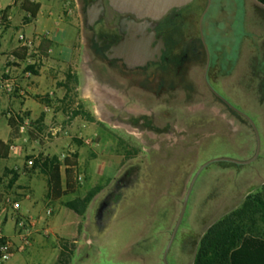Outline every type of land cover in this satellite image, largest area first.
Wrapping results in <instances>:
<instances>
[{
	"label": "rangeland",
	"instance_id": "1",
	"mask_svg": "<svg viewBox=\"0 0 264 264\" xmlns=\"http://www.w3.org/2000/svg\"><path fill=\"white\" fill-rule=\"evenodd\" d=\"M46 3L48 25L41 31L18 32V45L6 54L22 61L21 74L38 75L31 93L38 108L34 113L21 109L18 104L29 93L21 85L4 83L2 91L17 94L18 104L4 105L0 115L4 122L10 115L21 122L11 148L19 169L6 167L0 180L5 190L19 171L41 172L39 164L51 157L58 159L63 172L64 158L77 154V189L57 200L48 190L34 216L23 213L21 206L30 235L26 242L16 238L21 249L5 264H163V252L197 169L212 158H250L256 149L254 132L209 95L196 97L190 106L182 105L181 98L160 104L125 91L110 74H92L84 60L77 0ZM206 19L208 39L235 62L216 80L215 88L253 120L260 151L248 165L213 162L201 171L169 249V264H193L206 229L264 184V88L256 89L251 69L257 67L264 78V5L256 0H211ZM23 20L28 22L29 17ZM19 33L32 40L36 53L21 48ZM76 110L91 114L95 121L74 116ZM5 131L6 125L1 135ZM96 185L103 188L83 215L65 206Z\"/></svg>",
	"mask_w": 264,
	"mask_h": 264
},
{
	"label": "flooded vegetation",
	"instance_id": "2",
	"mask_svg": "<svg viewBox=\"0 0 264 264\" xmlns=\"http://www.w3.org/2000/svg\"><path fill=\"white\" fill-rule=\"evenodd\" d=\"M77 4L82 22L84 60L92 74H110L125 91L152 98L160 104L181 98L182 105L190 106L195 104L196 97L209 95L234 120L250 126L240 114L243 111L240 105L215 88L216 80L229 73L235 62L227 60L216 43L206 36L211 0H192L172 8L152 27L136 34L129 22L141 20L131 13L117 12L108 0H77ZM134 35L143 39L146 46L147 59L142 64L127 61L113 50ZM251 69L253 78L258 81L255 87L261 91L263 74L255 66Z\"/></svg>",
	"mask_w": 264,
	"mask_h": 264
},
{
	"label": "trees",
	"instance_id": "3",
	"mask_svg": "<svg viewBox=\"0 0 264 264\" xmlns=\"http://www.w3.org/2000/svg\"><path fill=\"white\" fill-rule=\"evenodd\" d=\"M264 5V0H256ZM40 4L29 0L23 2V9L34 17ZM74 116L83 115L89 121L95 118L82 110H76ZM21 121L10 115L8 124L12 135L17 137ZM5 157L9 146L0 140ZM38 162L36 161L35 165ZM61 165L56 157L44 158L39 164L42 173L48 177L49 196L53 200L74 193L77 189L76 166L77 154L66 156ZM223 166L236 165L226 161L219 162ZM102 185L91 187L83 197H76L65 202V206L78 215H83L93 199L102 189ZM193 264H264V184L262 190L249 194L236 209L226 213L214 221L202 235Z\"/></svg>",
	"mask_w": 264,
	"mask_h": 264
},
{
	"label": "crops",
	"instance_id": "4",
	"mask_svg": "<svg viewBox=\"0 0 264 264\" xmlns=\"http://www.w3.org/2000/svg\"><path fill=\"white\" fill-rule=\"evenodd\" d=\"M26 0H0V9H4L7 15H9L10 20L6 23V26L3 30H0V111L3 109L4 105H11L14 103L17 105L15 100H18L14 95H5L2 91L4 83H7L6 86L21 85L25 87V90L29 93L26 95L23 102H19L18 106L21 109H30L33 113L37 110L38 106L34 100L31 93L35 91V85L37 82L38 75L35 73L33 76L26 72L21 74L23 67L22 61L16 57L15 60H11L10 57L6 56L7 53L11 52L17 44L16 35L18 32L25 30H35L41 31L48 21L44 19V8L48 5L46 2L48 0H29L34 3H39L40 7L34 17H31L30 13L23 9V2ZM29 17L28 22H24L23 18ZM10 75L12 77L11 82L8 80H2L3 77ZM14 78V79H13ZM10 91V89H8ZM5 96L9 98V102H6ZM6 125V131L4 135H1L0 140L9 146L8 153L5 157H0V176L6 171V167H12L14 169H19V165L14 164L15 156L11 148H13L14 143L18 137H9L11 128L9 127L8 120H3V117L0 115V127L4 128ZM0 128V129H1ZM14 138V139H12ZM12 139V140H11ZM0 152H4V146H0ZM19 176L15 181L11 182L12 184L9 188H3V180H0V196L5 194L7 191L13 193V197L20 199L22 212L29 213L34 216L37 214L43 207L45 201V194L49 190L48 177L44 178L43 174L39 170H34L31 173H21L19 171ZM23 185V186H21ZM25 193H29L28 196H25ZM14 198V199H16ZM42 223H40L41 225ZM3 231L6 235H15V226L12 219L7 217L3 220ZM38 241V240H37ZM36 241V243H37Z\"/></svg>",
	"mask_w": 264,
	"mask_h": 264
},
{
	"label": "water",
	"instance_id": "5",
	"mask_svg": "<svg viewBox=\"0 0 264 264\" xmlns=\"http://www.w3.org/2000/svg\"><path fill=\"white\" fill-rule=\"evenodd\" d=\"M192 0H108L110 6L120 13H131L136 18L140 19L141 21H136L135 19H132L129 24L132 27V29L135 30V34L138 33V31L144 30L147 27H152L154 22L158 19H160L162 16H164L170 9L175 7H181L183 5L188 4ZM146 49V46L144 44L143 39H137L135 35L131 38L124 39L118 46H115L113 50L117 53L119 57H122L123 59L127 61H132L135 64H142L146 61V56L144 55V50ZM223 99V98H222ZM230 107L233 108L229 102H227L225 99H223ZM246 120L249 122L255 138H256V149L254 154L248 158V159H235L232 157H217L212 158L204 162L200 165V167L197 169L195 174L193 175L188 189L186 191V194L184 196L181 210L178 216V219L174 225V228L171 232L168 244L163 252L162 255V262L163 264H169L167 260V255L169 252V249L171 247V244L173 242L175 233L177 231V228L179 227L182 218L184 216V213L186 211L188 199L190 197V194L192 192L193 186L200 175L201 171L209 164L213 162H221L226 161L232 164L236 165H248L256 160V158L259 155L260 151V136L259 131L253 120L246 115L243 112H240Z\"/></svg>",
	"mask_w": 264,
	"mask_h": 264
},
{
	"label": "built area",
	"instance_id": "6",
	"mask_svg": "<svg viewBox=\"0 0 264 264\" xmlns=\"http://www.w3.org/2000/svg\"><path fill=\"white\" fill-rule=\"evenodd\" d=\"M10 20L9 15L6 14L4 9H0V30H3ZM18 41L21 45V48L26 49L28 53L37 52L38 49H33L32 40L27 38L25 34H18ZM11 60H15L16 56L11 54ZM33 63L29 60V63ZM20 94H24L23 90L19 91ZM59 128H53V134L57 133ZM32 161H30L31 163ZM50 214V210L46 212ZM7 217L12 219L15 224V235L14 238L6 235L3 231V220ZM30 227L27 218L21 212V205L18 200H15L9 195H4L0 199V264H5L8 262L16 250H20L21 245L17 247L16 238L24 242L28 241V236L30 235Z\"/></svg>",
	"mask_w": 264,
	"mask_h": 264
}]
</instances>
